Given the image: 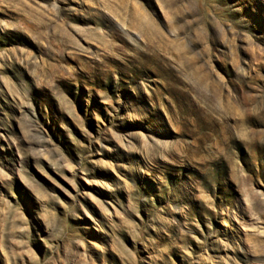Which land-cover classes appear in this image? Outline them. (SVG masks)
I'll list each match as a JSON object with an SVG mask.
<instances>
[{
  "label": "rangeland",
  "instance_id": "rangeland-1",
  "mask_svg": "<svg viewBox=\"0 0 264 264\" xmlns=\"http://www.w3.org/2000/svg\"><path fill=\"white\" fill-rule=\"evenodd\" d=\"M0 264H264V0H0Z\"/></svg>",
  "mask_w": 264,
  "mask_h": 264
}]
</instances>
